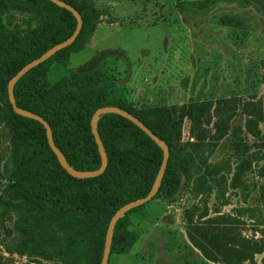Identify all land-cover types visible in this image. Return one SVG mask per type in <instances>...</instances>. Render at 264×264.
<instances>
[{
    "label": "trees",
    "instance_id": "1",
    "mask_svg": "<svg viewBox=\"0 0 264 264\" xmlns=\"http://www.w3.org/2000/svg\"><path fill=\"white\" fill-rule=\"evenodd\" d=\"M62 1L80 14L81 28L71 44L16 80L12 88L15 105L48 123L54 145L67 164L78 171L99 166L89 128L93 111L108 105L128 111L166 144L168 157L155 195L160 192L166 197L174 195L181 177L187 180L195 175L189 166L193 163L191 154L184 149L206 140H221L227 133L234 104L227 98L195 99L180 105L134 108L112 95L115 82L103 71L102 62L91 70L78 72L67 68L57 80L49 82L46 75L52 61L63 62L66 50L87 31L85 17L75 0ZM12 12L19 13L21 25L11 24ZM74 27L71 13L49 0H0V88L2 79L8 81L25 63L67 38ZM6 105L5 112L0 109V123L7 131L10 169L5 174L8 183L0 189V226L13 210L27 230V237L20 241L22 247L43 255L39 236L42 237L50 220H60L77 235L79 242L94 244L95 261L99 264L110 216L124 203L148 192L161 161V150L126 118L103 114L96 121V131L106 154V167L98 176L73 178L59 166L47 146L42 125L15 114L8 100ZM240 112L244 116V131L258 137V123L264 121L263 102L252 97L242 100ZM183 120L188 122L187 132L193 142H180ZM249 168L250 162L241 158L231 173L228 187L243 188L241 176ZM256 172L264 177V164ZM202 180L197 175L192 187L196 197L203 200L202 206L193 204L184 210L189 242L212 262L264 264V234L257 238L241 236L240 221L219 214L215 208L216 215L208 216L206 198L211 187L202 188ZM220 183L221 177H217L212 184L219 187ZM217 189L216 199L223 196ZM138 207L126 211L115 222L109 254L128 250L133 236L126 230L124 217ZM255 255L260 256L258 263L254 261Z\"/></svg>",
    "mask_w": 264,
    "mask_h": 264
},
{
    "label": "rangeland",
    "instance_id": "2",
    "mask_svg": "<svg viewBox=\"0 0 264 264\" xmlns=\"http://www.w3.org/2000/svg\"><path fill=\"white\" fill-rule=\"evenodd\" d=\"M87 31L52 61L46 79L54 82L67 68L90 65L101 52L103 71L114 79L112 95L134 108L180 105L189 100L227 98L234 104L226 135L184 150L191 154L190 179L180 178L177 191L160 192L125 215L133 241L124 253L111 252L107 264H221L207 260L188 240L184 210L202 199L193 193L196 176L206 198L208 216L228 214L240 221V235L264 234V177L256 170L264 164V121L259 136L244 131L240 101L250 97L264 105V0H75ZM11 24L21 25L12 12ZM230 18L231 20L227 21ZM2 79L0 109L6 111V84ZM214 118H212V121ZM211 121V122H212ZM211 123L207 127L209 129ZM188 122L181 125L180 142L189 138ZM237 149V150H235ZM244 151V152H242ZM250 168L242 174L243 188L230 189L228 181L240 159ZM9 143L0 123V189L8 183ZM221 177L215 187L214 178ZM218 188V189H217ZM221 192L216 199L214 192ZM39 240L43 255L22 247L27 237L13 210L0 226V264H96L95 246L79 242L62 221L50 220ZM208 225V223H207ZM264 237V236H263ZM259 255L254 261L259 262ZM242 264H250L244 262Z\"/></svg>",
    "mask_w": 264,
    "mask_h": 264
},
{
    "label": "water",
    "instance_id": "3",
    "mask_svg": "<svg viewBox=\"0 0 264 264\" xmlns=\"http://www.w3.org/2000/svg\"><path fill=\"white\" fill-rule=\"evenodd\" d=\"M49 1L55 4L56 6L64 8L65 10L70 12L73 18L75 19V27L72 33L67 38H65L64 40L58 43L53 44L48 49H46L42 54H40L37 58H34L31 61L25 63L19 70L15 72V74H13L9 78L6 84V96H7L8 103L11 106L12 111L19 116L36 120L38 123L42 125L44 129L47 146L49 147L51 152L54 154L59 166L69 176L73 178H77V179L92 178V177L100 175L106 167V154H105L103 145L100 141V138L98 136V133L96 131V121L98 117L103 114L112 113V114H117L123 118H126L131 123H133L136 127H138L145 135H147L161 150V161L157 169L155 178L148 192L144 196L130 200L124 203L123 205H121L120 207H118L113 212V214L110 216L107 222L104 239H103V248H102L101 258L99 261V264H107V260L109 257V251H110L111 237H112V232H113L115 222L126 211L144 204L145 202L149 201L155 195L159 187V184H160V181L163 175V171L166 165V160L168 157V148L162 140H160L153 133H151L150 130L142 122H140L137 118L131 115L128 111L120 107H117V106H110V105L101 106V107L96 108L93 111L90 117V120H89L90 133L93 137V141L96 145L97 153L99 155V166L94 170H84V171L74 170L67 164L62 152L54 145L48 123L41 116L33 112H30L28 110L19 108L15 105L12 88L16 80L20 78L30 68L37 66L39 63L49 58L51 55H53L58 50L71 44L81 28V23H82L81 16L71 5L65 3L62 0H49ZM110 53H116V52L114 51L101 52L99 56L95 58L94 61L90 65L80 68L77 71L79 72V71L91 70L92 68L96 66V63L101 56H104Z\"/></svg>",
    "mask_w": 264,
    "mask_h": 264
}]
</instances>
